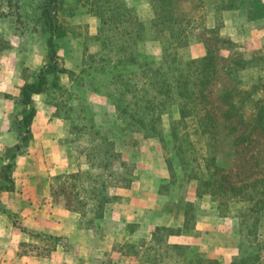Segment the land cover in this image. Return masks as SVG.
<instances>
[{"label": "rangeland", "instance_id": "374dc122", "mask_svg": "<svg viewBox=\"0 0 264 264\" xmlns=\"http://www.w3.org/2000/svg\"><path fill=\"white\" fill-rule=\"evenodd\" d=\"M102 1L58 0L53 43L63 72L48 76L45 91L32 97L35 116L30 139L12 162L14 190L0 192V221L12 223L27 236L20 255L55 264H230L238 242L257 238L264 244V200L227 202L231 195L226 194V184L257 174L264 161L244 158L233 163L226 155V142L218 139L204 146L197 123L195 129L191 125L186 129L195 133L190 137L198 158L193 167L204 166L212 154L220 169L215 178L206 174V168L196 172L189 168L185 173L168 138L170 123L179 118L175 108L163 109L164 142L146 138L133 122L124 120L111 99L118 104V97L121 104L139 103L134 91L141 82L127 85L121 95L119 83L110 82V77L125 70L122 63L128 59L135 65L158 66L163 43L151 28L148 0H125L139 15L142 39L133 54L122 57L106 50L110 54L101 62L102 42L106 49L119 52L131 43L127 16H121L118 4H113L117 0ZM20 4L29 26L26 34L15 31L10 19L0 18L4 42L0 44V171L23 132L20 88L35 80L49 58V30L40 19L43 0H20ZM206 6L197 8L192 0L174 4L177 16L190 17L185 29L194 31L183 49L185 56L201 57L206 47L216 55L221 50L216 59L221 64L229 55L222 51L226 47L229 53L245 57L264 55V23L249 25L228 13L216 20L214 5ZM216 28L220 31L213 35ZM220 73L201 112L210 109L219 131L226 126V107L217 101L222 92L218 81L226 84V75ZM225 134L226 130L219 135ZM210 164L211 159L207 167ZM204 179L212 185L204 187ZM4 182L0 177V184ZM39 215L45 221H68L70 227L56 237L22 225V221H38Z\"/></svg>", "mask_w": 264, "mask_h": 264}, {"label": "trees", "instance_id": "16d2710c", "mask_svg": "<svg viewBox=\"0 0 264 264\" xmlns=\"http://www.w3.org/2000/svg\"><path fill=\"white\" fill-rule=\"evenodd\" d=\"M176 1L148 0L152 13L151 28L163 43V60L158 66L148 63H141V65L136 63L135 65L131 59L126 61L127 64L122 63L126 67L125 70L118 69L119 73L113 74L110 82L119 83V88H122L121 95H124L127 85L137 84L140 81V84L135 85L137 90L134 91V94L139 95L140 102L121 104L122 101L118 97L119 104L111 99L112 107L119 114L124 113L122 118L133 122L132 125L137 126L142 135L157 142H164L167 138L162 128V113L175 108L179 118L170 123L168 138L172 142L171 150L179 158L180 166L185 173L189 168L190 172L206 168V174L215 178L220 169L219 166L216 167L214 163L216 157L212 154L206 157L204 166L193 167L198 158L193 153L195 142L190 137L195 136V133L194 131L187 133L186 129L189 125L195 129L197 123L196 128L200 130L204 146H211V143L218 139L226 142V155L233 163L243 161L244 158L251 160L261 158L264 161V55L254 54L245 57L241 53H229L226 47L222 51L226 49L229 55L226 57V64H221L216 61L221 50H217L216 55L206 47L205 54L201 57L185 56L183 49L186 48L194 31L190 29L188 32L185 29L189 26L186 18L190 17L180 18L175 14L177 13L174 9ZM192 3L200 9H206L207 3L213 4L217 15H215L216 20H220L222 14L228 13L244 20L249 25L264 23V0H192ZM113 4L119 5L117 7L121 10V16L123 14L127 16L126 21L129 23L127 38L131 43L122 47L119 52L116 48L106 49L104 42H100L101 62H106L110 54L106 50L113 54H120L122 57L133 54L137 43L143 36L144 27L140 24L137 11L133 7H128L125 0H117ZM20 5V0H0V18L10 19L14 30H20L19 34L24 35L29 26L25 17L22 16ZM57 6L58 0H43L40 19H44L46 28L49 30L47 41L49 58L38 70L35 80L25 83L20 88L21 105L25 112L21 123L23 132L18 142L11 147L7 158L9 162L1 168L0 177L6 183L0 184V192L14 190L10 176L12 162L16 156L24 152L30 139V125L35 116L32 97L45 91L48 76L63 72V69L58 67L56 47L53 43V34L57 31L55 17ZM217 23L221 25L222 20ZM220 28H216L213 35L220 31ZM31 31L35 32V29L31 28ZM208 40L204 39V42ZM0 44H4L1 39ZM219 59L221 60L222 57ZM168 69L169 71H165ZM220 72L226 75V84L224 85L223 80L218 81L220 85L222 84V92L217 101L221 107H226V114L223 117L226 120V126H222L219 131L216 126L214 127L216 122L213 118L215 117L210 116V109L204 108L203 113L201 112L205 107V98L209 92H212L213 82L222 75ZM165 108L166 111L163 110ZM170 108L172 109L168 110ZM225 130L226 134L220 137L221 132ZM206 154L209 155V151H206ZM209 159H211V164L207 167ZM122 164L124 163L121 162L120 166ZM260 168L257 174L253 172L248 177L245 176V179L240 180L238 184L233 180L227 181L226 194L231 196H226V201L243 202L252 199L256 204L257 202L262 203L264 200V166ZM227 175L228 173H226V180ZM208 179H204L202 183L206 188L212 185ZM202 184H199L200 190ZM104 186L105 184L101 183V187L104 188ZM217 189L220 187L218 186ZM262 209L264 212L263 205ZM263 251L264 244L257 238L242 240L236 244L237 254L230 264H264Z\"/></svg>", "mask_w": 264, "mask_h": 264}, {"label": "crops", "instance_id": "0c3cea01", "mask_svg": "<svg viewBox=\"0 0 264 264\" xmlns=\"http://www.w3.org/2000/svg\"><path fill=\"white\" fill-rule=\"evenodd\" d=\"M1 147L2 145L0 144V156ZM14 203L17 207L20 201L16 200ZM36 219L38 221H22L21 223L30 230L43 231L56 237L66 234L70 227V222L68 221H45L40 215L36 216ZM26 237L12 223L0 221V264H55L52 260H42L37 256L20 255L18 251L21 243L27 240Z\"/></svg>", "mask_w": 264, "mask_h": 264}]
</instances>
